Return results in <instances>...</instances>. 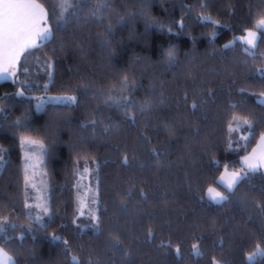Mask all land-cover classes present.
<instances>
[{"label":"trees","instance_id":"obj_1","mask_svg":"<svg viewBox=\"0 0 264 264\" xmlns=\"http://www.w3.org/2000/svg\"><path fill=\"white\" fill-rule=\"evenodd\" d=\"M36 1L51 38L23 54L15 80L0 81V222L9 225L0 247L15 264H264V255L247 259L264 249V170L233 193L215 183L264 135V0H76L66 20L60 0ZM249 30L255 48L240 39ZM125 79L123 94L149 105L135 123L106 102L120 99ZM46 93L77 101L38 112ZM24 138L44 148L47 212L31 204ZM87 183L92 209L83 212ZM208 187L228 199L209 201ZM92 213L99 233L85 227ZM117 233L122 252L109 243Z\"/></svg>","mask_w":264,"mask_h":264},{"label":"snow or ice","instance_id":"obj_2","mask_svg":"<svg viewBox=\"0 0 264 264\" xmlns=\"http://www.w3.org/2000/svg\"><path fill=\"white\" fill-rule=\"evenodd\" d=\"M105 6L106 5L104 4H100L96 7L97 10H99ZM61 8L62 11L59 13V15L62 19L66 20L64 17V12L68 9L74 8V5L67 3L66 0L65 4L61 5ZM43 17L44 11L41 5L36 3V0H0V63L3 64V68H0V78L8 79L9 75H15L14 72L8 74V68H14L16 66L21 54L33 47H36L38 41L43 43L47 42L51 38L52 33L50 28H44L43 30L40 28ZM256 28L264 33V18H261L258 21ZM257 38V32L249 30L242 39L247 45L255 48L257 46ZM172 55L173 53L169 52V57ZM258 73L261 76H264V69H259ZM122 83L124 85V89H122L119 94L120 99H116L115 97L109 95L106 102L114 104L116 107L123 110L126 119L132 123H135V112L138 110L142 113L149 107V105L145 104L137 106L134 100L123 94L128 88L127 79L122 81ZM18 95H23V92L18 93ZM36 99L43 102V100L39 97ZM48 99L74 102L77 97H58ZM185 99H187V94H185ZM258 102L264 103V100ZM191 107L193 109L198 107L195 101L192 103ZM233 119L235 121L237 118L234 117ZM243 123L248 125L249 131L252 130V124L248 120H244ZM17 124H19V121ZM233 131H235V129H233ZM262 139H264V136H262ZM145 141L148 143L151 142L148 137H145ZM28 143L31 142L28 141ZM117 151H119L118 146ZM150 151L152 154L159 155L155 148L151 149ZM131 159L134 160L135 157H131ZM129 161V155L124 153L121 160L122 164L128 165ZM157 166H159V161H157ZM262 168H264V152H261L259 155H257L256 150H254L251 155L245 156L243 158V167L240 170L228 172L226 167L225 174L222 175L219 181H216L215 183L223 187L227 193H233L240 182L248 177L250 173H254ZM140 195L143 197L145 196V193L141 191ZM206 196L207 199L213 203H219L228 199V196L225 194V192L217 191L215 187H208ZM201 199H204V197H201ZM257 207H259L261 213H264V206L258 205ZM45 212H47V209H45ZM80 215L83 216L84 213L81 212ZM89 219L91 223L85 225V227L91 228L94 233H99L101 230L100 218L92 213L90 214ZM8 226L9 225L7 221L0 222V233H3ZM77 227H79V225H77ZM81 231H83V229H81ZM119 235L120 234L117 233V235L111 236L109 243L114 251L122 252V248L119 247ZM148 237L150 239L154 237V231L152 229H149ZM52 239L54 241L62 242L65 245L66 252L69 250L67 247L69 242L67 240H63L61 237L55 235L52 237ZM261 242L264 243V237L261 238ZM175 252L177 256H179L180 248L177 247ZM192 254L198 257L204 255V253L200 251L198 244L192 245ZM257 255H264V249H261L260 245H257L256 253L250 255L247 259L252 261ZM72 260L75 264L76 257H72ZM0 264H15L13 258L3 247H0ZM209 264H221V261L217 260L215 257H212L209 260Z\"/></svg>","mask_w":264,"mask_h":264},{"label":"rangeland","instance_id":"obj_3","mask_svg":"<svg viewBox=\"0 0 264 264\" xmlns=\"http://www.w3.org/2000/svg\"><path fill=\"white\" fill-rule=\"evenodd\" d=\"M75 1L76 0H67V3L74 4ZM65 2L66 0H60V12L62 11L61 5L65 4ZM36 3L38 2L36 1ZM41 7H44V6L41 5ZM68 10L64 12V17L67 15ZM243 37H240L242 41H243L242 39ZM257 37H259L258 33H257ZM15 78H16L15 75L10 76V80H15ZM36 97L37 98L39 97L43 100V102H41L40 100L36 99L35 108L38 112L42 111L45 108V106L49 103L72 105V104H75L77 101V99L74 102H67L64 100H56V99H48V98H58V97H76V95H68V94L46 93V94H40ZM28 141H30L31 143H28ZM22 144H23L24 157L26 160L25 168L27 171L28 181H29L30 187L34 191V194H33L34 201L31 204L34 206L35 209H37V212H39L40 210H45L44 197L42 193H40V186L41 188H43V186L45 187V182H44V177H43L44 169L42 165L44 148L40 142L29 139V138H24ZM262 169L264 170V168ZM91 191H92V187L90 186V184L87 183L83 186V194L81 195V209L83 212L87 210L89 211L92 209V206L89 200V198L91 197ZM255 258H257V256H255Z\"/></svg>","mask_w":264,"mask_h":264},{"label":"crops","instance_id":"obj_4","mask_svg":"<svg viewBox=\"0 0 264 264\" xmlns=\"http://www.w3.org/2000/svg\"><path fill=\"white\" fill-rule=\"evenodd\" d=\"M42 9H43V11H44V17H43V20H42V22H41V24H40V28H41V30H43L44 28H50V29H51V27H50V25H49V22H48V13H47V11H46V9H45L44 7H42ZM43 43H44V42H43ZM40 44H42V43L38 41V42H37V46L40 45ZM37 46H36V47H37ZM33 48H34V47H33ZM27 51H28V50H27ZM24 53H25V52H24ZM24 53L21 54V56L19 57V60H18V62H17V64H16V66H15L14 68H13V67H9V68H8V74L14 72L15 75H16L17 69H18V67H19V65H20V61H21V58H22V56H23ZM0 68H3V64H2V63H0ZM10 76H11V75H9V78H8V79H10ZM8 79L0 78V81L8 80ZM263 136H264V135H263ZM254 150H256L257 155H259L261 152H264V139H262V137H261V139L259 140L258 144L254 147V149L249 153V155H251V154L253 153ZM242 165H243V161H242ZM227 171H228V170H227ZM228 172H232V171H228ZM224 174H225V171L222 172L221 176L224 175ZM221 176H220V177H221ZM217 191H218V190H217Z\"/></svg>","mask_w":264,"mask_h":264}]
</instances>
